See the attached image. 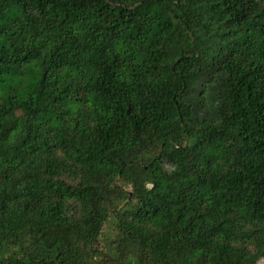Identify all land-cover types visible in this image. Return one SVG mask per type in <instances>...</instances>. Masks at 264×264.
Wrapping results in <instances>:
<instances>
[{"label": "trees", "instance_id": "16d2710c", "mask_svg": "<svg viewBox=\"0 0 264 264\" xmlns=\"http://www.w3.org/2000/svg\"><path fill=\"white\" fill-rule=\"evenodd\" d=\"M261 260L264 0H0V264Z\"/></svg>", "mask_w": 264, "mask_h": 264}, {"label": "rangeland", "instance_id": "374dc122", "mask_svg": "<svg viewBox=\"0 0 264 264\" xmlns=\"http://www.w3.org/2000/svg\"><path fill=\"white\" fill-rule=\"evenodd\" d=\"M145 10H146V9L143 8V9H142V12H144ZM77 106H78V102H77V101L73 102V103L70 105V107H71L72 109H75ZM39 121H40V120H37L38 123H39ZM258 264H264V260L259 261Z\"/></svg>", "mask_w": 264, "mask_h": 264}]
</instances>
